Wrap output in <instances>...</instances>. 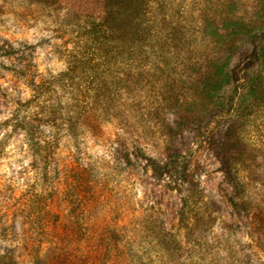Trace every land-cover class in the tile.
Wrapping results in <instances>:
<instances>
[{
    "label": "rangeland",
    "instance_id": "rangeland-1",
    "mask_svg": "<svg viewBox=\"0 0 264 264\" xmlns=\"http://www.w3.org/2000/svg\"><path fill=\"white\" fill-rule=\"evenodd\" d=\"M210 1L217 0H139L136 7L121 0H0L1 255L19 264H101L104 254L106 264H192L185 240L177 259L154 250L159 225L183 236L188 195L190 217L212 218L207 238L215 248L202 252V264L241 254L264 259L255 209L240 219L231 204L246 198L259 205L264 225V67L254 64L262 77L240 95L243 106L255 101L237 122L246 146L237 162L244 192L203 138L222 118L213 113L195 126L183 120L224 97L188 94L208 61L225 53L209 42L190 44L199 32L198 5ZM242 2L241 12L253 16L256 1ZM114 17L131 24L110 28ZM245 40L238 42L244 54L251 50ZM35 85L44 95H35ZM25 117L51 146L49 160L25 134ZM172 150L187 171L182 194L147 166Z\"/></svg>",
    "mask_w": 264,
    "mask_h": 264
},
{
    "label": "trees",
    "instance_id": "trees-1",
    "mask_svg": "<svg viewBox=\"0 0 264 264\" xmlns=\"http://www.w3.org/2000/svg\"><path fill=\"white\" fill-rule=\"evenodd\" d=\"M128 5L135 6L139 0H121ZM221 0L210 1L211 4H207L202 7L198 5V12L200 15L197 18L199 32L192 38L190 44L201 42H209L214 50H221L224 47V57H217L208 61V66L205 71L200 74L199 79L191 84V91L189 95H224L216 102H210L209 104L203 103L201 109L191 114L185 115L183 120L191 125H200L207 117H212L213 113L218 114L222 121L218 123V128L209 129L208 126L203 138L211 140L212 147L216 149L217 155L221 159L222 168L224 174L228 180L233 184L237 193L244 192V185H242L239 178V163L238 157L243 154L246 149L245 139L242 132H240L238 121L240 118H246L252 113L255 101H251L246 106H243L240 102V95H244L248 87V83L251 85L258 80H251L254 77L260 79L262 73L260 71H252L255 69V63L264 67V0H255L256 13L251 16H245L241 12L243 6V0ZM136 7V6H135ZM135 10H137L135 8ZM137 19V18H136ZM134 24L140 22V20H132ZM131 20H119L114 17L111 21V27L118 30L121 26L131 24ZM98 27H104V25H98ZM107 27L106 29H108ZM247 39L251 46V50L242 53V46L238 43L241 40ZM246 42V40H245ZM170 53V52H169ZM171 60L178 57V53H171ZM174 58V59H173ZM136 76V74H135ZM260 77V78H259ZM137 79H133L136 82ZM138 81V80H137ZM94 84V83H93ZM106 86L101 84L96 85V91H103ZM35 95H44V89L42 85H35ZM82 90V89H81ZM250 90V89H249ZM167 91V90H166ZM165 91V92H166ZM255 92V91H254ZM167 95H172L169 92ZM205 99V98H203ZM205 101V100H204ZM194 101H192L193 103ZM199 108V105H198ZM41 115L45 116L47 112L44 111V107H41ZM45 112V113H44ZM181 118L180 116H178ZM230 118V119H229ZM232 118V119H231ZM25 127L23 130L27 137L34 143L38 153L46 152L45 160L51 158V146L48 144L43 145V141L38 137V128L31 124L30 118L25 117ZM179 120V119H178ZM160 125L163 123L159 121ZM180 123H184L179 120ZM165 123V122H164ZM169 126V125H168ZM181 155L177 150L169 151L167 159L164 162L149 159L147 166L155 178L165 180L171 184L172 188L179 190L182 194L184 192V181L186 178V169ZM190 196L183 195V206L180 213L181 229L183 230V236L180 234H171L164 230L161 225L158 226L157 242H154L156 256L162 257L163 255L170 254L177 256L176 259L181 257L182 240H185L188 244L187 254L192 255V264H202L205 257L202 255L207 251L214 250L215 247L209 244L207 233L211 229L212 218L207 217L203 222V215L196 213V216L190 217L188 210V204L190 202ZM264 200L263 198H261ZM232 207L236 211L240 219L247 211L254 208L252 213V225L255 229L264 228L262 225V210L259 205L252 204L246 198L241 199V202L233 200ZM71 209L73 219L77 217V213L74 209ZM247 217V216H246ZM191 218V219H189ZM248 218V217H247ZM62 252L63 249H60ZM107 250V249H106ZM198 253V255H197ZM161 255V256H160ZM140 256H134L133 260H140ZM107 254L100 259L101 264H106L109 261ZM226 264H264V259L254 260L252 257H245L243 254L236 258L233 256L223 259ZM52 259H36L35 264H50ZM0 264H19L12 255H1ZM154 264V261L153 263Z\"/></svg>",
    "mask_w": 264,
    "mask_h": 264
}]
</instances>
